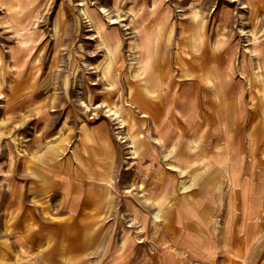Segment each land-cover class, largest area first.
I'll return each mask as SVG.
<instances>
[{
    "label": "rangeland",
    "instance_id": "1",
    "mask_svg": "<svg viewBox=\"0 0 264 264\" xmlns=\"http://www.w3.org/2000/svg\"><path fill=\"white\" fill-rule=\"evenodd\" d=\"M168 1L173 30L167 38L162 27L161 53L150 69L167 63L174 74H183L180 66L195 73L200 57L187 52L185 42L176 46L177 22L203 20L213 35L222 2L232 10L227 34L235 35L236 69L240 52L250 44L247 38L261 51L264 0H196L193 13L191 0ZM158 8L153 0H0V243L10 246L5 264H74L76 258L81 264H242L240 255L248 264H264V215L257 236L249 220L240 224L246 248L232 236L233 252H216L210 261L213 241L198 236V248L189 252L180 226L170 225L161 210V219H154V206L138 187L136 179L150 177L141 169L147 139L157 144L151 130L157 98L135 81L149 68L151 35L138 32L145 22L167 21V15L158 17ZM29 35L31 40L21 43ZM107 60L112 68L106 69ZM259 61L264 70V58ZM190 78L178 77L177 89H191V81L182 82ZM249 95L251 115L240 135L249 155H258L264 167V79H253ZM110 109L118 111V119ZM130 135L136 153L128 149ZM55 177L62 185L68 178L74 191L59 185L60 193ZM77 191L81 199L75 211ZM159 193L160 188L154 196ZM246 211L247 218L253 216V207ZM15 233L25 235L33 253L17 249ZM124 233L127 241L119 247Z\"/></svg>",
    "mask_w": 264,
    "mask_h": 264
},
{
    "label": "crops",
    "instance_id": "2",
    "mask_svg": "<svg viewBox=\"0 0 264 264\" xmlns=\"http://www.w3.org/2000/svg\"><path fill=\"white\" fill-rule=\"evenodd\" d=\"M153 1L159 6L158 17L167 15V21L162 25L145 22L138 32L139 37L142 33L151 37L147 45L149 68L135 81L157 98L151 114V130L157 133V144L147 139L141 169L150 174V177L144 175L147 183L153 182L149 189L155 192L160 188L162 193L145 197L146 202L154 206L153 210H161L170 225L176 222L180 226L185 247L191 253L198 248V221H205L213 214H221L222 220L229 215L230 237L243 240L244 231L239 230V226L246 219L257 236L264 215V167L259 164L258 155H249L245 149L240 130L251 115L249 93L252 81L264 79L263 64L259 61L264 58V38L257 40L261 48L258 52L253 50V43L247 38L250 44L240 52L236 69L235 35L227 34L233 18L232 10L222 2L219 13H215L213 35L208 34L205 23H195L191 17L187 20L180 17L177 22L179 38H174L176 46L185 42L189 47L187 52L200 57L195 73L191 68L182 69L180 66L183 74H174L167 63L150 69L154 55L161 53L157 46L162 27H166L167 38L173 30L170 21L173 9L169 1ZM175 1L182 3L186 0ZM195 1L190 2L191 13ZM184 75L192 78L182 82L191 81L193 87L179 90L178 77ZM164 89L167 90L162 91ZM164 159L166 164H162ZM54 180L60 193L59 185L68 184L71 192L74 191L68 178L67 184L63 185L62 182L58 184L57 177ZM170 194L175 200L172 205L169 204ZM6 198L2 219L7 215L8 195ZM75 200L76 211L80 198ZM247 207L254 208L250 218L246 216ZM140 213L145 214L146 220L147 212L141 210ZM13 242L19 251H25L23 248L26 247L27 253H33L22 233L13 234ZM227 245L232 253L233 248ZM8 247L7 242L0 243V264L6 262ZM33 258H28L29 263H33ZM81 262L78 258L72 260L74 264Z\"/></svg>",
    "mask_w": 264,
    "mask_h": 264
},
{
    "label": "bare ground",
    "instance_id": "3",
    "mask_svg": "<svg viewBox=\"0 0 264 264\" xmlns=\"http://www.w3.org/2000/svg\"><path fill=\"white\" fill-rule=\"evenodd\" d=\"M142 2V1H141ZM252 2V1H251ZM243 6H246V3H243ZM84 10H86V8H84ZM87 13V12H86ZM191 15V14H190ZM109 19H112V17L111 16H109ZM149 19V18H148ZM157 20V19H156ZM243 21V20H242ZM202 25H203V23H204V21L202 20L201 22H200ZM98 24V23H97ZM162 24V23H161ZM241 28V27H240ZM225 34V33H224ZM118 39V38H117ZM26 40V41H25ZM25 40H20L21 41V43H23V41L24 42H27V41H29V40H31V36L29 35L28 37H27V39H25ZM195 42V41H194ZM105 44V43H104ZM154 44V43H153ZM114 46H115V49H116V47H117V44H114ZM201 46V45H200ZM248 49V48H247ZM114 56V54H113V50H111V51H109L108 52V55H107V58L108 59H110V57H113ZM15 57H16V55H15ZM210 65V64H209ZM105 66H106V69H108V68H112L113 67V65H112V62H111V60H107L106 61V63H105ZM138 69V68H137ZM136 70V69H135ZM101 72L102 73H105V70H101ZM31 89V88H30ZM16 93V90H14V91H12L11 92V94L9 95L10 97H12L11 95H13V94H15ZM25 94V96H26V94H28V93H24ZM25 96H23V97H25ZM109 109V108H108ZM110 111V114L114 117V116H116L117 117V119H118V111L116 110V109H110L109 110ZM110 115V116H111ZM119 122V127H122L123 126V124H124V122H123V119H120V120H118ZM125 126V125H124ZM118 133V132H117ZM121 133V132H120ZM118 135H120V134H118ZM121 137V136H120ZM129 138H130V140H129V148L128 149H130V151H131V153H136V148H135V140H134V138H133V136H129ZM125 140V139H124ZM128 146V145H127ZM131 156H132V154H131ZM138 169V168H137ZM137 171V170H136ZM139 176V175H138ZM136 180H138V181H136V182H138V187H142L143 188V194L145 195V197L146 198H150V197H152V195H154V193L156 192H154V191H151L150 189H149V187H150V185H152L153 184V182L152 181H150L149 183H147V179L145 178V176L144 175H141L140 177H139V179H136ZM107 183H109V182H107ZM146 184H147V186H146ZM154 187V186H153ZM75 194H74V196H73V200L74 199H78L79 198V192L77 191V192H74ZM64 194V193H63ZM21 198V197H20ZM81 199V198H80ZM145 200V202H146V200L147 199H144ZM148 201V200H147ZM149 203V202H148ZM133 207V206H132ZM134 208V207H133ZM151 214H152V216L154 217V219H156V220H158V219H161V213H160V211L156 208V209H154L152 212H151ZM198 226H199V234H198V236L200 237V238H208V239H210V240H212L213 241V243H214V248H213V250L211 251V256H212V259L210 260V261H212L213 259H214V257H215V255H216V250L218 249V250H221V252L223 253V254H226V255H228L227 253H228V250H227V248H228V245H227V243H228V240H229V238H230V234L228 233L229 232V215H227L226 217H224V220H220V218L217 216V215H211V216H209V217H206V219H205V221L204 220H199L198 221ZM219 233H221V238L219 239ZM127 238H128V235L126 234V233H124V235L122 236V238H121V243H120V246L119 247H122V246H124V244L126 243V241H127ZM244 238H245V235H243V245L245 246V248H246V244H245V240H244ZM239 262H241L242 264H248V262L244 259V257L243 256H241L240 255V260H239ZM212 264V263H211Z\"/></svg>",
    "mask_w": 264,
    "mask_h": 264
}]
</instances>
